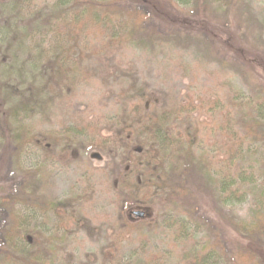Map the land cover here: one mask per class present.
I'll use <instances>...</instances> for the list:
<instances>
[{"label": "rangeland", "instance_id": "rangeland-1", "mask_svg": "<svg viewBox=\"0 0 264 264\" xmlns=\"http://www.w3.org/2000/svg\"><path fill=\"white\" fill-rule=\"evenodd\" d=\"M156 1L144 9L133 0H0V187L8 200L19 194L11 209L29 231L19 244L37 239L48 264H183L187 249L203 245L214 248L211 264H232L220 259V242L229 254L240 239L264 264V242L232 225L260 210L264 142L246 145L237 163L245 176L256 165L258 183L246 177L234 204L221 202L218 169L199 160L222 138L220 114L230 112L241 133L258 107L264 115V0ZM138 13L158 28L137 26ZM31 88L40 89L37 99ZM23 103L29 113L13 116ZM145 116L184 149L195 146L194 164L185 153L167 157L166 186L160 169L152 174L129 150L151 131ZM128 127L129 143H113ZM150 178L154 185H144ZM23 186L60 210L29 201ZM134 209L147 214L136 218Z\"/></svg>", "mask_w": 264, "mask_h": 264}, {"label": "trees", "instance_id": "trees-1", "mask_svg": "<svg viewBox=\"0 0 264 264\" xmlns=\"http://www.w3.org/2000/svg\"><path fill=\"white\" fill-rule=\"evenodd\" d=\"M133 2L134 4H139L144 9H148L149 7L153 9L154 3H158L156 0H133ZM109 16L107 15V17ZM114 19L120 18L111 16L110 18L106 19V21L112 23ZM136 19L137 26L148 22L152 28H158L157 23L149 21L150 17L148 14L138 13ZM128 35H131V32ZM119 37L120 38L118 42H124V36L121 35ZM111 38L114 40L118 39L116 35H113ZM16 59L17 58H14L13 60L12 67L14 69H18L19 67L18 61ZM39 93L40 89L38 88L32 90L33 97L36 99L37 96L40 95ZM210 107L211 108L208 107V111L212 109L211 105ZM258 109V113H256V115H254L252 118V128L250 126L244 127V133H241L238 130L239 124L231 116L230 112H224V116L220 114V119L217 117V122L214 123L216 126L214 130L217 129V131L222 134V138H220V141L210 145V147L214 148L215 151H210L209 147L208 149H204V147L201 148V156L199 157V160L205 165L206 170L208 169V171L211 172L216 168L218 169L217 173L220 175V177L216 178V175L215 177L213 176V182L219 187L220 199L224 204L237 203V201H240L241 195H246V191L240 190L241 183L244 182V179H247L246 177L250 179L252 185H257L258 183L257 179L255 178L256 165H249L245 169L249 171L247 174H250V176H245L244 173L246 172L243 171L244 169L240 170L237 168L238 161H241L243 158H245L246 145L250 147L254 144H261L264 142V115L261 114L262 109L260 107H258ZM22 113H29V109L27 108V105H24V103L12 109L13 116H19ZM145 117V119H148L149 124L153 121L155 123H152L150 128L151 131L144 133V131L141 130L140 145L133 149L130 148L129 150L131 153H136L138 157H141V159L146 162L147 167L150 171H152V174H154L156 170L159 172V169L162 172L164 171V163L165 161L169 160L167 157L171 158L173 161L176 160L177 162V160H179V156H182L183 153H185L184 158L186 163L188 165L189 163L194 164L195 158L192 156V153L195 146L192 144V142H188L189 145H187V147L184 149V145L187 142H184L183 139L178 141L171 140L169 138V131H160V129L157 128V121L154 118L151 116ZM142 120L143 119L140 121L142 122ZM133 134L135 135V133H133V127H128L116 135V137L113 139V143L119 141L128 144ZM205 142L208 143L202 139L201 144ZM202 170H204V168H202ZM159 175L161 176L160 179L162 181V185L166 186L165 183L167 182L163 180L167 178V174L163 172ZM163 175L165 176V179L162 178ZM150 183H154L151 181V178L143 182V184L146 186L151 185ZM20 189L21 190L19 192L23 193L21 195L23 196L27 194L29 201L32 200L33 203L35 202L43 208L46 207L45 209L48 210L53 208H56L57 211L60 210V207H57L56 203L54 202L44 200L41 201L42 203H39V200L34 198L35 195L33 196L27 191L26 186L20 187ZM3 190L5 191L6 188L3 186L0 187V214L3 211H7V213H10V218L7 219L5 223L0 222V263L11 264L12 260H14L16 262L15 264H48L50 262L48 257L50 256V252L44 245H41L39 242H37V239L35 242H30L31 244L26 246L19 244L20 241L18 236H21L22 232H29L26 231L27 222L25 217L21 216L19 212L16 213L11 209V204L13 203L11 198L19 197V194H14L10 197L8 196V200L7 196L3 194ZM258 205L261 206L260 210H256V212L253 214L251 222L234 220L232 221V225L236 232L247 236V238H249L248 241L258 240L264 242V189L262 188L258 198ZM0 220L3 221L1 218ZM31 237L32 236L29 235V239ZM241 240L242 239L235 242V247L233 250H230L229 254L226 253L224 244L220 242V259L223 257H229L232 264H262L260 251L253 247L252 243H250V245L247 243L244 244ZM40 253H44L45 259H40ZM214 253V248L206 245H203V247L200 249L197 247L187 249L182 255V263L208 264L210 261H212L213 257H215Z\"/></svg>", "mask_w": 264, "mask_h": 264}, {"label": "water", "instance_id": "water-1", "mask_svg": "<svg viewBox=\"0 0 264 264\" xmlns=\"http://www.w3.org/2000/svg\"><path fill=\"white\" fill-rule=\"evenodd\" d=\"M92 158L101 159L102 156L98 152L92 154ZM147 214V211L144 209H134L130 211V215L135 216L136 218H144Z\"/></svg>", "mask_w": 264, "mask_h": 264}]
</instances>
